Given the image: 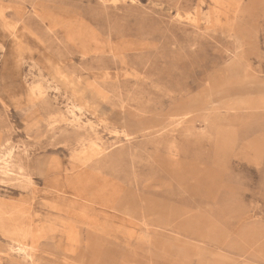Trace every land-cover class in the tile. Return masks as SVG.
Here are the masks:
<instances>
[{
	"label": "rangeland",
	"instance_id": "rangeland-1",
	"mask_svg": "<svg viewBox=\"0 0 264 264\" xmlns=\"http://www.w3.org/2000/svg\"><path fill=\"white\" fill-rule=\"evenodd\" d=\"M0 206V264H264V0H0Z\"/></svg>",
	"mask_w": 264,
	"mask_h": 264
},
{
	"label": "bare ground",
	"instance_id": "bare-ground-1",
	"mask_svg": "<svg viewBox=\"0 0 264 264\" xmlns=\"http://www.w3.org/2000/svg\"><path fill=\"white\" fill-rule=\"evenodd\" d=\"M72 102V101H71ZM71 105V104H70ZM10 153V152H9ZM11 155H2V167L3 168H7L9 166V158H10ZM1 167V168H2ZM0 213H2V210H1V206H0ZM4 213V212H3ZM8 229H6V225L5 224H2L1 225V228H2V232L4 235H6L7 237L11 238L12 241H15V242H18L17 243V246H18V249L19 250H23L25 246H27L26 244H24V242H20V238L21 237H28V238H33V236L36 234V231L33 230L35 229V227L32 225L28 228H24L23 226H20L18 227L17 225L13 224L12 223V218L9 216L8 217Z\"/></svg>",
	"mask_w": 264,
	"mask_h": 264
}]
</instances>
